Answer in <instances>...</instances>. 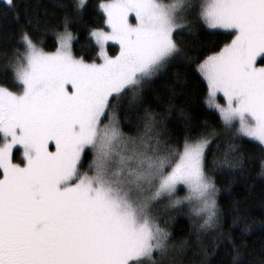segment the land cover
<instances>
[{
	"label": "snow or ice",
	"instance_id": "obj_1",
	"mask_svg": "<svg viewBox=\"0 0 264 264\" xmlns=\"http://www.w3.org/2000/svg\"><path fill=\"white\" fill-rule=\"evenodd\" d=\"M16 7L4 0L5 11ZM86 7L72 5L78 16ZM97 7L103 23L89 29L91 60L74 53L67 15L54 51L21 27L5 54L2 74L10 70L16 90L0 84V264H184L188 240L174 243L172 230L181 216L193 226L199 264H209L216 246L203 237L221 223L216 173L253 161L241 151L247 138L258 143L264 175V0ZM194 22L228 37L190 60L220 128L205 121L177 138L144 86L181 52L177 34ZM216 141L227 148L209 161Z\"/></svg>",
	"mask_w": 264,
	"mask_h": 264
},
{
	"label": "trees",
	"instance_id": "obj_2",
	"mask_svg": "<svg viewBox=\"0 0 264 264\" xmlns=\"http://www.w3.org/2000/svg\"><path fill=\"white\" fill-rule=\"evenodd\" d=\"M14 2L17 5L15 11H5L4 0H0V84L16 90L10 70L8 78L3 76L2 70L6 62L5 54L10 56L17 46L21 27L33 32L38 42L42 41L40 45L51 51L57 46L56 32L62 30L65 16H70V28L76 35L74 53L88 60L96 56L97 48L89 36V29L103 23V14L97 7L98 0H87V7L79 16L72 9L74 0ZM16 12L19 13L18 19ZM227 38L222 31L206 29L194 22L192 29L177 34L181 52L144 86L145 101L156 112L164 113L167 128L173 137L182 138L188 128L195 135L205 121L220 128L218 117L204 102L206 87L190 60L202 59L210 51L217 50ZM109 48L110 53H116L112 46ZM226 148L223 141L214 142L209 161L213 155L222 157ZM241 151L251 155L253 161L246 162L243 169L225 168L223 172L216 173L221 223L216 230L203 237L209 247L213 243L216 246L209 264H232L233 245L241 254L236 264H264V175L260 173L258 143L245 138ZM172 230L174 243L188 240L182 257L184 264H199L202 254L195 246V237L190 234L193 226L188 218L177 217Z\"/></svg>",
	"mask_w": 264,
	"mask_h": 264
},
{
	"label": "rangeland",
	"instance_id": "obj_3",
	"mask_svg": "<svg viewBox=\"0 0 264 264\" xmlns=\"http://www.w3.org/2000/svg\"><path fill=\"white\" fill-rule=\"evenodd\" d=\"M41 46V45H40ZM108 46H112V42H109V45ZM42 47V46H41ZM117 47V50L116 51H118V46H116ZM47 51V50H46ZM51 51H54V50H51ZM109 51H110V48H109ZM110 54H112V55H115L116 53H110Z\"/></svg>",
	"mask_w": 264,
	"mask_h": 264
}]
</instances>
